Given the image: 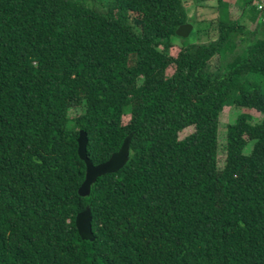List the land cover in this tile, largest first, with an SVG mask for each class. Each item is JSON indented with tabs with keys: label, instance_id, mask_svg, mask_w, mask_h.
<instances>
[{
	"label": "trees",
	"instance_id": "trees-1",
	"mask_svg": "<svg viewBox=\"0 0 264 264\" xmlns=\"http://www.w3.org/2000/svg\"><path fill=\"white\" fill-rule=\"evenodd\" d=\"M252 2L240 0L246 29L226 0L208 20L186 0H0V264H264V9ZM186 22L201 42L178 36L174 56ZM225 106L262 117L227 123L220 161ZM80 130L94 165L131 133L126 163L87 196ZM86 206L93 240L75 226Z\"/></svg>",
	"mask_w": 264,
	"mask_h": 264
},
{
	"label": "rangeland",
	"instance_id": "rangeland-1",
	"mask_svg": "<svg viewBox=\"0 0 264 264\" xmlns=\"http://www.w3.org/2000/svg\"><path fill=\"white\" fill-rule=\"evenodd\" d=\"M88 3H99L102 0H87ZM231 2V17L233 19L238 18L241 23L245 24V28L248 29V26H253L251 25V22L246 18L243 19L242 17L240 18V13H241V3L240 0H229ZM256 1L253 0L252 4L256 6ZM214 0H204V2L201 3V5H195L192 0H186V11L188 13V16L193 19L195 17V20L198 19H204L208 20V18L212 17L214 14H212V9L210 8L211 5L213 4ZM264 9V7H263ZM262 10V9H261ZM264 17V12H262L261 18ZM237 35V33H236ZM239 35V34H238ZM257 35L261 36V32H259ZM246 36V35H243ZM171 40L174 43V48L171 49V54L176 55L178 52V45L181 43V39L177 36H171ZM187 40L189 43H197L201 42L198 37V33L196 31V25L194 23V26H192L190 34L187 36ZM217 63V59L213 58L211 61L212 67L215 66ZM173 71V65L169 66L166 70L167 74H171ZM82 109V106L78 107H70L68 109V115L69 116H74L75 114L79 113ZM240 112H248L251 114L253 117L252 120L256 121L262 117V114L258 111H256L253 108L249 107H241V106H225L221 112L220 115V124H219V151H218V160H223L224 159V151H223V145H224V134H225V127L227 123L232 122L237 114ZM191 131V128L184 129L179 133V137H183L185 134L189 133ZM251 147V142L248 143V145L245 147L246 151H249Z\"/></svg>",
	"mask_w": 264,
	"mask_h": 264
},
{
	"label": "water",
	"instance_id": "water-1",
	"mask_svg": "<svg viewBox=\"0 0 264 264\" xmlns=\"http://www.w3.org/2000/svg\"><path fill=\"white\" fill-rule=\"evenodd\" d=\"M192 29V24L189 22L183 23L178 26L175 33L178 36L186 37L189 35ZM131 133L128 134L118 151L111 154V156L104 162L97 165L92 164L87 156L86 145L87 135L84 130H80L77 143H78V155L85 162V177L81 185L78 188V194L81 196H87L90 192V187L98 177L105 173L116 172L119 170L129 158V140ZM91 211L90 207L86 206L82 211L78 212L75 216V226L80 237L84 240H93L94 235L91 226Z\"/></svg>",
	"mask_w": 264,
	"mask_h": 264
},
{
	"label": "built area",
	"instance_id": "built-area-1",
	"mask_svg": "<svg viewBox=\"0 0 264 264\" xmlns=\"http://www.w3.org/2000/svg\"><path fill=\"white\" fill-rule=\"evenodd\" d=\"M256 7H257L258 10L263 9V7H264V0H257L256 1Z\"/></svg>",
	"mask_w": 264,
	"mask_h": 264
},
{
	"label": "crops",
	"instance_id": "crops-1",
	"mask_svg": "<svg viewBox=\"0 0 264 264\" xmlns=\"http://www.w3.org/2000/svg\"><path fill=\"white\" fill-rule=\"evenodd\" d=\"M226 1H228V2H229V5H230V7H229V8H231V2H230L229 0H226ZM263 19H264V17H263Z\"/></svg>",
	"mask_w": 264,
	"mask_h": 264
}]
</instances>
